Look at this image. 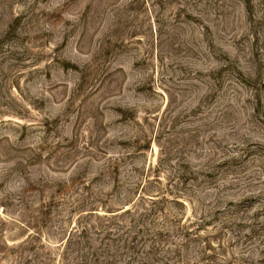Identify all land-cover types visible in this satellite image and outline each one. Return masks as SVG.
I'll list each match as a JSON object with an SVG mask.
<instances>
[{"label": "rangeland", "instance_id": "1", "mask_svg": "<svg viewBox=\"0 0 264 264\" xmlns=\"http://www.w3.org/2000/svg\"><path fill=\"white\" fill-rule=\"evenodd\" d=\"M0 264H264V0H0Z\"/></svg>", "mask_w": 264, "mask_h": 264}]
</instances>
